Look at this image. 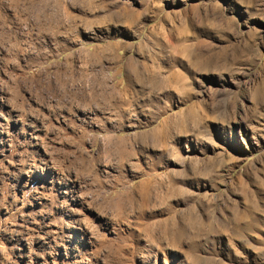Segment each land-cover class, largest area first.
<instances>
[{
	"label": "rangeland",
	"instance_id": "374dc122",
	"mask_svg": "<svg viewBox=\"0 0 264 264\" xmlns=\"http://www.w3.org/2000/svg\"><path fill=\"white\" fill-rule=\"evenodd\" d=\"M0 264H264V0H0Z\"/></svg>",
	"mask_w": 264,
	"mask_h": 264
}]
</instances>
